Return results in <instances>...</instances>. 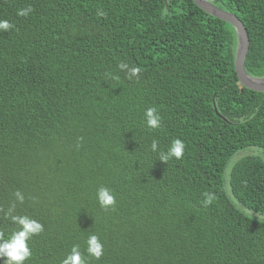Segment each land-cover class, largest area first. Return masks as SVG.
<instances>
[{
	"label": "trees",
	"instance_id": "1",
	"mask_svg": "<svg viewBox=\"0 0 264 264\" xmlns=\"http://www.w3.org/2000/svg\"><path fill=\"white\" fill-rule=\"evenodd\" d=\"M206 1L243 23L245 71L264 78V0ZM3 21L0 207L43 226L25 264H62L74 246L87 264H264V158L239 154L264 151V92L241 85L230 24L193 0H0ZM177 139L183 158L160 161ZM3 216L8 240L19 227Z\"/></svg>",
	"mask_w": 264,
	"mask_h": 264
},
{
	"label": "clouds",
	"instance_id": "2",
	"mask_svg": "<svg viewBox=\"0 0 264 264\" xmlns=\"http://www.w3.org/2000/svg\"><path fill=\"white\" fill-rule=\"evenodd\" d=\"M33 12L32 7L27 9H22L17 11L18 17L27 18L30 13ZM98 16L103 17L105 14L103 12H98ZM14 25L10 24L7 21L0 22V31L8 32L12 30ZM118 68L121 71L127 73V78L132 80L133 78H139L141 74V69L138 67L129 68L126 63L121 62L118 65ZM118 81V77H111ZM146 122L147 126L156 130L161 127V118L157 114L156 108H149L146 113ZM83 138L81 137L77 142V148L82 146ZM157 142L153 141L151 145V150L153 152L157 151ZM185 144L177 139L172 142L169 151L165 153H160L159 160L167 164L168 161L172 158L176 160H181L184 155ZM16 201L20 204L24 203V196L21 192L16 191L14 193ZM205 200L203 201V207L207 208L210 206L214 200L215 196L210 193H205ZM97 198L99 205L102 210L108 211L109 209L115 210L116 199L114 195L111 194L110 190L107 188L101 187L98 190ZM16 209V204L13 203L5 212V210L0 207V213H4V219H10L12 223L18 225L19 230L12 233L10 239L5 240L4 233L0 231V258H6L5 264H25V261L30 259L32 253L28 247V241L37 235H40L43 232V226L28 218L27 216H17L13 215ZM259 219H264L260 218ZM87 253L89 256L93 257L96 260H100L103 256V245L100 243L98 236L91 235L87 240ZM62 264H87L86 260L79 251L78 246H74L71 249V254L63 260Z\"/></svg>",
	"mask_w": 264,
	"mask_h": 264
},
{
	"label": "water",
	"instance_id": "3",
	"mask_svg": "<svg viewBox=\"0 0 264 264\" xmlns=\"http://www.w3.org/2000/svg\"><path fill=\"white\" fill-rule=\"evenodd\" d=\"M206 13L230 24L237 34L235 71L242 86L255 92H264V78H253L245 71V61L249 51V36L243 23L233 14L224 12L206 0H193Z\"/></svg>",
	"mask_w": 264,
	"mask_h": 264
},
{
	"label": "rangeland",
	"instance_id": "4",
	"mask_svg": "<svg viewBox=\"0 0 264 264\" xmlns=\"http://www.w3.org/2000/svg\"><path fill=\"white\" fill-rule=\"evenodd\" d=\"M248 152H254V153H253L254 155H257V156H260V157L264 158V151H263V150H260V149H256V148L248 149V150H246V151H244V152H240L239 154H240V155H245V154H247ZM235 160H236V159H234V161H235Z\"/></svg>",
	"mask_w": 264,
	"mask_h": 264
}]
</instances>
